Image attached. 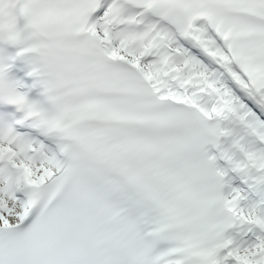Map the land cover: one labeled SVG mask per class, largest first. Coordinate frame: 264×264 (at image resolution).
I'll return each instance as SVG.
<instances>
[{
  "label": "snow or ice",
  "instance_id": "snow-or-ice-1",
  "mask_svg": "<svg viewBox=\"0 0 264 264\" xmlns=\"http://www.w3.org/2000/svg\"><path fill=\"white\" fill-rule=\"evenodd\" d=\"M0 264H264V0H0Z\"/></svg>",
  "mask_w": 264,
  "mask_h": 264
}]
</instances>
